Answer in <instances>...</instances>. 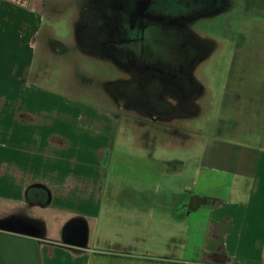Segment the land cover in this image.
I'll return each instance as SVG.
<instances>
[{"label": "crops", "instance_id": "0c3cea01", "mask_svg": "<svg viewBox=\"0 0 264 264\" xmlns=\"http://www.w3.org/2000/svg\"><path fill=\"white\" fill-rule=\"evenodd\" d=\"M40 20L36 0H0V225H28L42 264H264V79L228 84L236 124L199 159L151 156L138 175L116 150L111 109L40 85ZM74 218L88 224L87 248L63 240Z\"/></svg>", "mask_w": 264, "mask_h": 264}, {"label": "rangeland", "instance_id": "374dc122", "mask_svg": "<svg viewBox=\"0 0 264 264\" xmlns=\"http://www.w3.org/2000/svg\"><path fill=\"white\" fill-rule=\"evenodd\" d=\"M77 4V0H36L41 17L36 46L44 75L38 81L41 86L50 82L65 92L80 93V103L85 106L102 111L114 109L117 103L98 97V94L106 93L104 87H100L95 80L89 83L90 86L82 85L77 76L80 70V74L106 80L113 75L112 70L106 65L91 64L86 58L80 59L77 52L71 51L67 55L53 53L47 44V38L52 37L58 45L77 46L74 34ZM195 29L206 37L208 49L196 65L199 95L193 111L173 121L175 126H171L166 120L161 124L151 116L140 115L122 106L116 150L138 168V175L140 164L151 156L199 159L206 141L218 140L223 128L236 124L234 108L237 103L231 105L233 109L224 105L226 94H231L228 84H237L241 79L249 80L252 84L264 79V0H230L227 10L197 21ZM35 108L47 111L42 105ZM36 135L38 142H41L39 134ZM94 138L96 142L97 136ZM105 139L103 135L100 136L101 143ZM80 141L93 142L87 132L80 137ZM186 181L187 176L184 175L171 180L175 185H182ZM134 184L140 187V180H134ZM187 202L185 198L184 203ZM150 247L155 252L166 248Z\"/></svg>", "mask_w": 264, "mask_h": 264}, {"label": "flooded vegetation", "instance_id": "af4514ba", "mask_svg": "<svg viewBox=\"0 0 264 264\" xmlns=\"http://www.w3.org/2000/svg\"><path fill=\"white\" fill-rule=\"evenodd\" d=\"M77 2V46L58 45L48 37L50 50L64 55L77 52L80 59L113 71L103 80L79 70L80 84L90 86L95 80L104 87L106 93L98 97L118 104L111 112L119 119L123 105L171 126L193 111L199 95L196 65L208 49L195 24L227 10L230 0Z\"/></svg>", "mask_w": 264, "mask_h": 264}, {"label": "water", "instance_id": "95a60500", "mask_svg": "<svg viewBox=\"0 0 264 264\" xmlns=\"http://www.w3.org/2000/svg\"><path fill=\"white\" fill-rule=\"evenodd\" d=\"M88 224L82 218L71 219L64 227L63 240L80 248L88 246ZM41 238L24 223L0 225V264H42Z\"/></svg>", "mask_w": 264, "mask_h": 264}, {"label": "trees", "instance_id": "16d2710c", "mask_svg": "<svg viewBox=\"0 0 264 264\" xmlns=\"http://www.w3.org/2000/svg\"><path fill=\"white\" fill-rule=\"evenodd\" d=\"M30 190H31V187L27 190V193H26L28 198H30Z\"/></svg>", "mask_w": 264, "mask_h": 264}]
</instances>
